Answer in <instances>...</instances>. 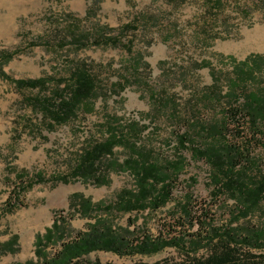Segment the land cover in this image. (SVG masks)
<instances>
[{"label": "rangeland", "instance_id": "rangeland-1", "mask_svg": "<svg viewBox=\"0 0 264 264\" xmlns=\"http://www.w3.org/2000/svg\"><path fill=\"white\" fill-rule=\"evenodd\" d=\"M207 1L100 0L90 15L91 0H0V53L17 52L4 66L10 77L66 82L74 64L85 62L99 92L92 112L49 131L28 101L38 93L19 92L0 78V245L14 235L19 238L17 252L1 255L0 264H42L35 253L36 237L57 220L65 228V243L99 218L125 230L121 233L131 240L191 235L203 223L210 228L264 229V200L248 218L236 220V200L228 192L213 195L218 189L214 168L193 153L211 140L216 147L226 142L242 153L241 167L255 160L258 167L251 175L264 178V122L254 126L245 107L248 93L264 95V64L252 76L239 70L248 57H264V0H220L214 10ZM127 24L134 25L124 34L125 42L134 41L133 56L123 48L93 45L96 28L117 36ZM139 54L144 61L137 65ZM109 117L123 126L136 122L147 127L132 141L153 151L160 162L184 158V170L173 180L166 205L131 213L110 209L123 190H136L135 175L118 166H109V184L103 186L55 181L73 171L86 146L103 140ZM201 124L213 132L218 128L214 139L201 136ZM182 135L190 137L184 148L179 144ZM129 149H115L118 164L130 156ZM20 174H43L45 181L28 189V179L19 181ZM75 194L101 208L83 218L73 208ZM12 196V211L4 214ZM218 235L197 253L175 247L150 256L98 251L73 264H186L210 259L225 247L264 264V247L241 246ZM63 242L47 247V257H54Z\"/></svg>", "mask_w": 264, "mask_h": 264}, {"label": "trees", "instance_id": "trees-1", "mask_svg": "<svg viewBox=\"0 0 264 264\" xmlns=\"http://www.w3.org/2000/svg\"><path fill=\"white\" fill-rule=\"evenodd\" d=\"M211 9L220 5V0H208ZM100 0H91V15L96 8L100 7ZM134 28L133 24H127L117 36H111L106 33L104 28H96L92 35L93 45L97 47L123 48L124 51L133 56L134 41L125 42L124 34L127 30ZM108 29V28H107ZM108 31H112L109 29ZM84 39V38H83ZM80 41V40H78ZM16 53H0V78L13 84L17 91H36L38 94L28 101L34 111H39L44 119L49 131L56 127L64 126L78 118L81 113H89L94 109V101L98 98V83L91 67L85 62H76L74 70L71 71L69 78L56 82L51 77H42L37 79H14L5 71L4 66L8 64ZM144 58L142 54L136 55L134 63L142 64ZM239 70L243 74L252 76L254 70H261L264 64V57L255 55L248 57L243 61ZM207 65V64H206ZM128 81V80H126ZM62 83H66L62 86ZM235 85V84H234ZM120 90H124V84H118ZM245 107L248 110L254 126L264 122V95L255 92L248 93L245 96ZM110 118V117H109ZM119 121V124H118ZM223 126V124H221ZM107 130L104 132L103 140L96 141L86 146L77 160L76 167L68 176H59L55 178L57 183L70 184L82 180L84 183H92L97 186L109 184V172L112 168L118 166L122 170L130 171L136 178V190H123L118 196L117 202L110 209L117 208L123 213L142 211L147 209L156 210L167 204L172 194V182L182 173L185 167L184 158L180 157L177 161L160 162L154 157V152L145 147H138L133 142L135 135L139 136L147 127H139L136 122L125 126L120 124L118 118H110L103 125ZM224 128V127H223ZM212 127L200 125L201 136L214 139L215 132ZM221 137H224L221 134ZM190 141L188 135L179 136V144L186 147V142ZM215 142V141H214ZM205 148H193L196 157L206 159L214 168L213 182L218 186L217 193L228 192L236 200L237 207L234 218L236 220L248 218L256 211L264 200V178L252 176L251 172L258 167L255 160H250V166L241 167L238 161L242 153L226 142H220L216 147L213 141H209ZM121 146L130 147V156L118 164L115 157V149ZM110 159L108 164L106 161ZM19 181L28 179V189L35 184L45 181L43 174H37L34 177L30 175H18ZM56 183V184H57ZM17 189H21L17 186ZM15 193V192H14ZM13 196L7 201L6 212H11V202ZM73 208H78L83 218H88L91 213L98 211L101 204L95 205L81 194L73 196ZM186 211V209H185ZM121 231L117 230L106 219H96L94 224H90L87 231L80 233L76 240L63 242L65 228L61 226L59 220L46 230L45 234L36 237V256L42 261V264H73L75 261L90 255L93 252L104 251L113 252L119 256L143 255L150 256L162 252L168 247H175L185 254L197 253L205 247L206 243L211 242L218 234H224L231 241H240L242 244L254 245L257 248L264 247V229L263 228H210L208 224H201L199 229L191 235H178L169 240L150 239L148 237L131 240L125 237ZM240 238V239H239ZM18 236L12 238L0 245V256L7 253H16ZM62 243L61 250L52 258H48L45 249L50 245ZM239 248V247H238ZM238 249L225 247L219 254L214 255L207 260H194L186 264H261L255 262L248 256L238 254ZM14 264H36L34 260H28L24 263ZM94 264H103L96 262ZM113 264V263H105ZM145 264V263H136ZM155 264H170L159 262Z\"/></svg>", "mask_w": 264, "mask_h": 264}]
</instances>
